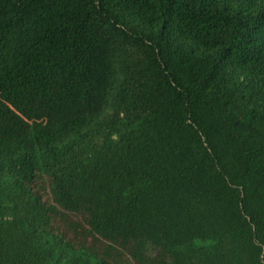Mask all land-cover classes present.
Segmentation results:
<instances>
[{
	"label": "trees",
	"instance_id": "trees-1",
	"mask_svg": "<svg viewBox=\"0 0 264 264\" xmlns=\"http://www.w3.org/2000/svg\"><path fill=\"white\" fill-rule=\"evenodd\" d=\"M0 264H264V0H0Z\"/></svg>",
	"mask_w": 264,
	"mask_h": 264
}]
</instances>
